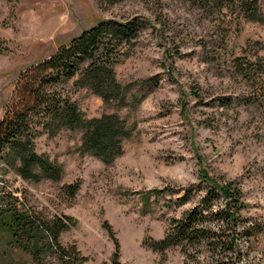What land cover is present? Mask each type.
Wrapping results in <instances>:
<instances>
[{
  "label": "rangeland",
  "instance_id": "rangeland-1",
  "mask_svg": "<svg viewBox=\"0 0 264 264\" xmlns=\"http://www.w3.org/2000/svg\"><path fill=\"white\" fill-rule=\"evenodd\" d=\"M132 15L141 19L140 34L128 56L116 64L115 74L124 84L133 83L129 93L138 80L155 75L157 84L142 90L147 95L111 108L73 80L62 88L86 117L116 112L132 126L122 154L105 163L80 150V129L44 130L35 137L36 147L62 162L63 177L27 180L12 169H0L6 173L0 186L7 184L43 216L77 219L59 236L62 245L76 247L67 264H115L105 221L120 243L119 264H181L178 250H168L163 259L143 238L162 236L168 217L196 201L200 190L175 203L204 169L217 179H234L241 189L247 203L242 215L261 229L246 263L264 264V107L248 102L247 89L229 67L235 55L264 59L263 24L228 15L218 27L186 0H123L113 5L97 0H0V119L19 99V82L30 65L100 19ZM76 180L80 188L69 195L65 184ZM154 186L165 192L151 193L143 202L141 192ZM44 260L62 261L58 252ZM0 264L38 263L28 251L11 247L0 232Z\"/></svg>",
  "mask_w": 264,
  "mask_h": 264
},
{
  "label": "trees",
  "instance_id": "trees-1",
  "mask_svg": "<svg viewBox=\"0 0 264 264\" xmlns=\"http://www.w3.org/2000/svg\"><path fill=\"white\" fill-rule=\"evenodd\" d=\"M97 1L113 5L123 0ZM186 1L208 18L215 19L218 27L228 15L264 25V0ZM140 20L139 15L125 20L100 19L59 45L52 55L27 68L19 82V99L0 119V169L6 172L12 169L27 180L39 181L46 177L60 180L65 173L64 165L47 152L39 151L35 137L44 130L55 133L65 127L80 129V150L98 156L105 163L122 154L132 126L116 112L86 117L77 101L62 88L73 80L77 88L89 89L111 108L125 106L129 99L137 102L143 99L147 92L142 90L149 84H157L155 75L138 80L136 89L129 93L133 83L124 84L115 74L116 64L128 56L129 48L140 34ZM3 49L0 43V50ZM229 67L247 89L248 102L264 107V59L235 55ZM5 174L0 173L1 179ZM80 185L76 180L65 184V190L74 195ZM197 190H200L199 197L191 206L168 217L162 236H145L143 242L163 259L168 250H178L181 264H247L249 249L261 229L258 223L242 215L247 203L235 180L217 179L201 169L199 181L178 195L175 203L180 205ZM162 192L165 188L158 186L143 190L142 201L146 203L151 193ZM76 222L70 215L43 216L28 207L7 184L0 186V232L6 234L11 247L28 251L38 264L72 262L66 257L73 259L76 247L62 245L59 236L63 229ZM103 226L114 243L112 261L119 264L120 243L115 231L106 221ZM57 252L62 261L44 260L49 253Z\"/></svg>",
  "mask_w": 264,
  "mask_h": 264
}]
</instances>
